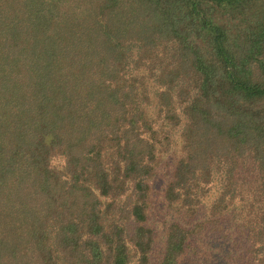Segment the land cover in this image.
<instances>
[{
  "label": "trees",
  "instance_id": "trees-1",
  "mask_svg": "<svg viewBox=\"0 0 264 264\" xmlns=\"http://www.w3.org/2000/svg\"><path fill=\"white\" fill-rule=\"evenodd\" d=\"M175 128L157 264L262 263L264 0H0V264H150Z\"/></svg>",
  "mask_w": 264,
  "mask_h": 264
},
{
  "label": "rangeland",
  "instance_id": "rangeland-1",
  "mask_svg": "<svg viewBox=\"0 0 264 264\" xmlns=\"http://www.w3.org/2000/svg\"><path fill=\"white\" fill-rule=\"evenodd\" d=\"M171 141H172V148L169 152L165 155L164 159L162 160L160 166L157 168L156 176L151 180V191L149 200V214H148V222L147 224L154 229V244L150 254V264H157L158 260L161 257L163 245H164V236L167 224L174 219L181 220L178 215L172 213V211L166 207L164 197H163V190L166 182L170 178V174L173 168L172 161L170 158H175L177 154H179V129L175 128L172 130L171 133ZM51 164L57 167H60L63 164V158L60 156H54L50 160ZM220 223L223 224V227L212 231L211 224H215L219 226ZM230 223L224 220H221L218 223H208L209 232L213 233L214 238L220 240H226V242L222 243L224 249L219 248V246H215L212 249L209 247H203L204 243L208 240L209 235L204 232L203 240L196 239V236L191 239V243H198V246L202 248L199 250V253L195 254L193 251H188L187 257L185 259V264H246L248 262V251L246 252V248H248V244L246 243L244 237L239 234L238 231H235V228H230ZM226 234V238L223 235ZM237 242V243H236ZM236 243V244H235ZM217 252H221L226 254L223 258V261H218V256H216ZM243 254L239 255V254ZM201 256H206L205 262ZM249 264V263H248ZM254 264H264V260L262 263H255Z\"/></svg>",
  "mask_w": 264,
  "mask_h": 264
}]
</instances>
